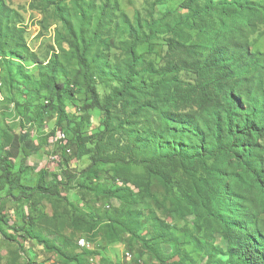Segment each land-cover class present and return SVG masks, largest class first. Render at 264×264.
Returning a JSON list of instances; mask_svg holds the SVG:
<instances>
[{
    "label": "trees",
    "instance_id": "obj_1",
    "mask_svg": "<svg viewBox=\"0 0 264 264\" xmlns=\"http://www.w3.org/2000/svg\"><path fill=\"white\" fill-rule=\"evenodd\" d=\"M40 1L52 7L67 34L81 41L80 50L71 47L80 69L69 84L58 83L52 70L42 79L41 88L49 94V102L42 105V111L46 115L48 110L54 109V98L62 104L61 92L64 100L72 99L80 92V86H84L89 96L80 108L84 109V115L79 116V121L72 119L78 112L70 117L64 107L61 110L56 126L66 134V147L71 153L66 154L63 148L59 165L74 158L73 153L91 141L94 149L87 154L94 163L99 158L104 164H115L126 156L132 161L136 156L134 146H121L116 141V131H109L104 107L110 102L100 104L90 85L94 75L89 76V66L84 61L92 44V37L85 38V25L93 21L94 34L97 33L106 22L109 8L100 7L95 14L92 2L84 5L79 0H71L81 22L76 35L69 13L62 6L64 0ZM163 1L151 0L150 11ZM4 10L5 5L0 0V13ZM181 10L184 12H169L157 20L151 14L149 21L143 23L137 16L133 27L129 28L130 41L126 47L130 61L125 75L118 77L120 84L113 95L123 99L143 94L151 96L152 101L134 106L132 111L133 117L143 116L146 110L153 114L147 134L158 151L154 150L151 157L143 160V168L147 176H160L166 188L178 189L181 179L185 180L187 208L182 214L175 211L193 216L209 237L218 234L226 243L225 250L214 247L212 242L203 246L206 264H211L218 255L226 257L229 264H264V220L261 218L264 215V54L251 53L248 45V35L254 33L258 25L264 27V4L253 0H221L216 4L213 0H184ZM120 16L123 22H128L125 15ZM142 27L147 30L146 35H141ZM159 35L167 36L162 41L166 51L162 56L163 65L155 68L139 55L138 48L151 44ZM182 73L189 77L187 82L181 79ZM140 75L155 79L145 83L139 81ZM8 78L10 81L13 77ZM92 109L102 111L105 122L94 135L81 137L80 126L91 123L89 111ZM71 126L75 134L73 144L68 134ZM29 140L30 132L20 133L11 147L3 149L4 157L0 158L1 188L10 191L12 184L17 185L22 198L28 188L21 187L20 168L12 164L14 153L21 145L30 153L40 149ZM61 172L67 175L66 171ZM112 174L113 187L108 189L103 201L94 198L97 193L90 187L85 186L81 191V175L74 174L77 180L73 181V190L80 193V203L87 208H76L66 195H60L62 211L72 230H78L81 235L89 232L99 221L90 212L92 208L103 213L116 211L118 209L110 203L111 198L116 197L114 191L132 192L128 180L122 177L126 176L123 169H115ZM94 177L87 183L93 184ZM45 186L39 183L35 190L43 192ZM143 187L149 188L146 182ZM16 204L10 200L6 207L14 208ZM58 206V203L53 204L55 215ZM26 218L31 224L36 217L31 212ZM78 250L89 259L96 255V249L90 251L78 246Z\"/></svg>",
    "mask_w": 264,
    "mask_h": 264
},
{
    "label": "rangeland",
    "instance_id": "obj_2",
    "mask_svg": "<svg viewBox=\"0 0 264 264\" xmlns=\"http://www.w3.org/2000/svg\"><path fill=\"white\" fill-rule=\"evenodd\" d=\"M79 1L84 5L92 2L95 14L100 7L106 5L109 8L106 22L97 33L94 34L93 21L85 25V38L92 37V44L84 61L89 66V76L94 75L90 85L95 89L100 104L104 106L105 101L110 102L104 107L107 109L109 131H116V141L121 146L133 144L136 156L132 161L126 156L115 164H104L97 158L94 163L87 154V151L93 152L94 149L91 141L84 148L75 150L74 158L64 160L60 167L55 168L47 162L45 155L50 150L53 138L48 132L50 129L60 130L55 127L61 110L64 107L70 117L78 112L72 119L79 121V116L84 115V109L80 108L87 103L89 96L84 86H80V92L72 99L64 100L65 95L61 92L62 104L54 98V109L48 110L49 114L45 115L41 107L49 102V94L42 90L41 82L52 70L58 83H70L74 73L80 69L71 47L80 50L81 41L79 37L65 32L52 7L45 2L2 0L5 10L0 13V79L4 96L0 102V158L4 157L3 149L11 147V142L20 133L30 131V143L40 149L30 153L21 145L13 156V167L20 168L21 187L28 188L24 198L19 196L21 189L17 185L12 184L8 191L2 189L0 183V264H97L92 261L93 258L89 259L78 250L77 242L82 238H86L99 251L107 247L116 251V247L124 243L123 253L113 255L112 264H206L203 246L212 242L214 247L225 250L226 243L218 234L213 239L209 237L206 231H202L201 222L193 216L180 215L175 211L177 209L182 214L187 208L185 196L188 187L184 186L185 180L181 179L178 189L166 188L160 176H147L143 168V160L151 157L154 150L158 151L147 134L153 114L146 110L143 116L133 117L132 111L134 106L152 101L151 96L143 94L123 99L113 95V90L120 84L118 77L125 75L130 61L126 47L130 41L129 28L133 27L137 16L143 23L149 21L151 14L157 20L169 12H184L181 10L184 0H164L153 12L148 6L151 0ZM220 1L213 0V3ZM253 1L264 4V0ZM62 6L69 13L74 34L78 35L81 22L75 7L71 0H64ZM122 14L127 17V23L123 22ZM146 34L147 30L142 27L141 35ZM166 38L159 35L151 44L138 48L139 55L142 54L145 62L153 63L155 68L163 65L162 56L166 47H162V41ZM248 45L251 53L264 54L263 26L258 25L256 31L248 35ZM8 76H12L13 80L9 81ZM154 79L140 75L139 81L148 83ZM181 79L187 82L189 77L182 73ZM126 102L130 105H124ZM14 106V112L8 114V108ZM89 114L91 123L80 126L81 137L94 135L105 122L102 111L92 109ZM73 127L68 128L72 144L75 135ZM137 135L141 138H137ZM115 169L126 172V176L122 177L128 180L132 192L124 191L127 189L114 191L116 197L111 198L115 200L111 205L118 209L116 211L103 213L92 208L90 212L99 221L89 232L81 235L78 230H72L62 211L60 195H66L76 208H87L80 203V193L73 190V181L77 180L74 174L81 175V191L85 186L90 187L97 193H94V198L96 196L103 201L108 189L113 187L112 173ZM61 171H66L67 175ZM92 176H95L93 184L87 183ZM145 182L148 189L143 187ZM39 183L47 186L45 191L35 190ZM10 200L17 202L14 208L6 207V202ZM55 203L59 204L56 215L53 214ZM31 212L36 218L30 224L26 217ZM261 218L264 220V215ZM127 253L132 256L131 260L126 258ZM99 264L110 262L104 258ZM211 264L229 263L226 257L218 255Z\"/></svg>",
    "mask_w": 264,
    "mask_h": 264
},
{
    "label": "built area",
    "instance_id": "obj_3",
    "mask_svg": "<svg viewBox=\"0 0 264 264\" xmlns=\"http://www.w3.org/2000/svg\"><path fill=\"white\" fill-rule=\"evenodd\" d=\"M14 109H15V106H14V108H8V114L10 112H14ZM55 128H57V126ZM50 131H51V129H50ZM50 131L48 132L49 134H50ZM23 134H25V133H23ZM67 143H68V139H67V136H66L65 142H58V144L56 146V150L52 152V158L50 160H47V162L53 164L55 166V168L58 167V165H59V163L61 161V155L63 153V151H62L63 148L65 149L64 152L66 154H68L67 147H66ZM44 169L47 170L46 168H44ZM108 208L109 207L107 206V209ZM77 244H78L80 249H85V250H90V251L94 250L93 245L86 238H82V239L78 240Z\"/></svg>",
    "mask_w": 264,
    "mask_h": 264
},
{
    "label": "bare ground",
    "instance_id": "obj_4",
    "mask_svg": "<svg viewBox=\"0 0 264 264\" xmlns=\"http://www.w3.org/2000/svg\"><path fill=\"white\" fill-rule=\"evenodd\" d=\"M3 93L4 92L2 91V81L0 79V102L3 100V96H4ZM31 125L32 124H30V126ZM51 131L53 133V138L51 139L50 150L47 151V154L45 155L46 160H50L52 158V152L56 150V146H57L58 142H65V140H66V134L63 131L58 130V129H52ZM67 152H68V155H70L71 150L68 147H67ZM117 184H119V183H117ZM125 255H126V258L128 260L132 259V256L129 253H127Z\"/></svg>",
    "mask_w": 264,
    "mask_h": 264
},
{
    "label": "crops",
    "instance_id": "obj_5",
    "mask_svg": "<svg viewBox=\"0 0 264 264\" xmlns=\"http://www.w3.org/2000/svg\"><path fill=\"white\" fill-rule=\"evenodd\" d=\"M113 201H115V200H111L110 203L113 204ZM116 205L118 206L117 203H116ZM99 239H101V237ZM116 248H117L116 251H113V250H111L108 247H107L106 250H103V251H99L98 249H96L95 252L98 253V254H96L95 256L92 257L93 258L92 261L97 263V264H99L102 259L106 258V259L109 260L110 264H112V262L114 261L113 255H116L117 252H119V253L122 252L123 253L124 243L119 244V246L116 247ZM117 262L121 263L120 259L119 260L117 259Z\"/></svg>",
    "mask_w": 264,
    "mask_h": 264
}]
</instances>
